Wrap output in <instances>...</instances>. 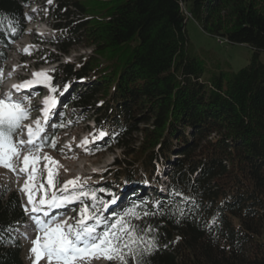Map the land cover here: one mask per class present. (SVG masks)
<instances>
[{
	"label": "trees",
	"instance_id": "1",
	"mask_svg": "<svg viewBox=\"0 0 264 264\" xmlns=\"http://www.w3.org/2000/svg\"><path fill=\"white\" fill-rule=\"evenodd\" d=\"M56 1L83 16L66 38L92 48L80 68L64 69L89 78L68 104L95 109L106 133L99 154L124 150L118 180L165 186L153 198L141 189L127 207L156 213L132 221L153 229L145 238L156 249L146 264H264V0ZM29 3L0 0V61L21 38ZM189 19L209 35L252 48L250 63L205 81L204 62L189 51ZM63 122L42 149L52 148ZM160 161L169 166L164 183L155 180ZM173 189L190 202L170 197ZM24 218L17 192L0 185V264H24L13 234Z\"/></svg>",
	"mask_w": 264,
	"mask_h": 264
},
{
	"label": "rangeland",
	"instance_id": "2",
	"mask_svg": "<svg viewBox=\"0 0 264 264\" xmlns=\"http://www.w3.org/2000/svg\"><path fill=\"white\" fill-rule=\"evenodd\" d=\"M67 4L66 7H60L56 0H51V2L49 0H30L29 5L23 8L26 19L23 22L21 38L6 48V58L0 61V68L3 73L0 97L9 93L13 99H19L22 96L31 97L30 104L25 105L31 110L30 117L24 121V124L35 128V121L39 120L43 125L42 139L45 137L44 131L52 132L56 125L62 119L64 120L61 126L63 131L56 137L54 147L52 146L50 150L42 149L34 154L41 157L36 166L41 175L32 183L39 185L43 182L45 185L43 191L57 192L59 195V189L65 182L79 177L81 182L86 181V189L97 190V196L106 201L111 200L110 193H114L115 204L119 203V205H115L113 209L120 208L121 205L127 203V197L132 199L135 196H142V193H134L140 182L134 183L117 179L120 169L117 161L125 159L123 149L117 147L99 154L101 149L99 144L105 141V136L99 138L100 130L95 119V109L87 111L68 104L75 93L76 85L84 86L89 82V78L78 79L76 76L65 75L64 69L68 66H72L74 69L80 68L86 59L92 55V48H87L83 44H74L66 38L68 26L70 27L83 19L78 9L70 2ZM66 12H68L67 15ZM186 30L189 37L190 54L205 64L203 76L205 81L220 72H225L228 75L236 73L247 66L254 55V50L247 45L231 44L225 39L207 34L192 19L187 21ZM66 44L65 50H63ZM259 58L264 63V51L260 52ZM34 73H46L51 79L47 80L46 83H34L32 87L21 92L14 89V85H20L24 81H35L37 78ZM40 79L43 81L44 78L41 77ZM52 87L56 88V92L51 91ZM78 90L80 91V89ZM51 98H55L56 103L49 110V115L45 117V101ZM26 136L27 132L25 131L16 139L27 140L28 137ZM94 136L97 138L93 139ZM85 139L89 141L86 146L83 145ZM135 140L137 139L135 138ZM26 154H21L20 162L17 164V172L0 167V185L10 186L17 192L24 211L25 206L30 208L27 195L20 190L26 182V176L23 173H17L22 167L23 156ZM45 155L57 161L59 166L42 159ZM161 162L157 164V168L160 167ZM46 165L58 171V175L54 177L55 187L47 185ZM163 166L162 170L159 169V173L155 175L157 183L159 181L161 183L162 179L166 180L167 178L166 175L164 177L163 171H168L169 166ZM161 187L157 186L155 190H147L146 192L153 198L156 192L164 190ZM99 189L105 191L101 192ZM41 195L42 192L37 193L36 199L39 200ZM85 203L91 204L92 201L85 200ZM81 207L80 202L75 201L63 207L50 208L48 212L53 214L51 217L57 219L61 217L76 218ZM108 210H111L110 206L101 215L109 218L111 212L108 215ZM32 215L34 214L25 213V221L13 233L22 244L24 264H33V257H31L29 250L33 246L32 241L38 235V233L35 236L32 235L36 231V226L31 219ZM68 222L74 223V219ZM39 264H47L46 259H41ZM90 264H108V260L103 258L92 259Z\"/></svg>",
	"mask_w": 264,
	"mask_h": 264
},
{
	"label": "snow or ice",
	"instance_id": "3",
	"mask_svg": "<svg viewBox=\"0 0 264 264\" xmlns=\"http://www.w3.org/2000/svg\"><path fill=\"white\" fill-rule=\"evenodd\" d=\"M34 76L37 78L35 81H24L20 85H14V89L21 92L32 87L34 83H46L51 79L46 73H34ZM41 77L44 78L43 81ZM2 82L3 73L0 71V83ZM51 91L56 92V88L52 87ZM30 101L31 97L23 96L13 99L11 93L0 97V167L17 172L21 154L27 153L23 156L22 167L17 174L23 173L26 176V182L20 190L28 197L31 208L25 206V213L34 214L31 219L38 233L29 250L33 264H39L41 259H46L47 264H90L92 259L101 258L113 264H129L130 261L132 264H146L144 257L152 255L156 249L154 241L145 238L153 229L150 226L138 227L132 221L142 216H154L155 212H137L136 205H133L109 220L101 213L108 209L110 204L116 203L114 193H110L111 200L106 201L97 196V190L86 189V181L81 182L79 177L65 182L59 189V195L57 192L43 191L45 187L43 182L39 185L32 183L41 175L36 167L41 157L34 154L42 150L44 141L41 138L43 125L39 120L35 121V128L24 124L30 117L31 110L25 106L30 104ZM55 103V98L45 101V117L49 115V110ZM25 131L27 140L16 139ZM105 135L104 131L99 132V138ZM88 142L85 139L83 145L86 146ZM52 146L54 147V144ZM42 159L58 165L57 161L47 155ZM46 172L47 185L55 187L54 177L58 175V171L46 165ZM41 192L42 195L37 200L36 194ZM169 195L173 198L182 197L183 203L190 202V198L184 196L179 189H173ZM85 200L92 203H85ZM75 201L82 205L76 218L50 217L48 209L63 207ZM175 203L179 215L184 216L185 212L180 203ZM73 219L74 223L68 222Z\"/></svg>",
	"mask_w": 264,
	"mask_h": 264
}]
</instances>
